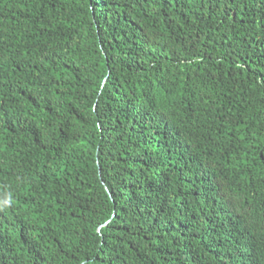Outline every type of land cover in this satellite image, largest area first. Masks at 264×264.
Wrapping results in <instances>:
<instances>
[{"label":"trees","instance_id":"16d2710c","mask_svg":"<svg viewBox=\"0 0 264 264\" xmlns=\"http://www.w3.org/2000/svg\"><path fill=\"white\" fill-rule=\"evenodd\" d=\"M0 264H264V0H0Z\"/></svg>","mask_w":264,"mask_h":264}]
</instances>
